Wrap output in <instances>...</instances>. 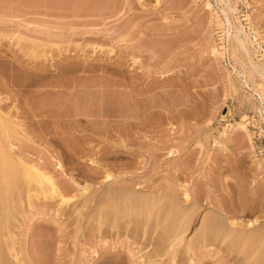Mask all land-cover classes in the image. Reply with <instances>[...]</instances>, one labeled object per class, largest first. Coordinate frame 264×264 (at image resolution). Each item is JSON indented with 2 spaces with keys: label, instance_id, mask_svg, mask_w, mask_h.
I'll return each mask as SVG.
<instances>
[{
  "label": "rangeland",
  "instance_id": "1",
  "mask_svg": "<svg viewBox=\"0 0 264 264\" xmlns=\"http://www.w3.org/2000/svg\"><path fill=\"white\" fill-rule=\"evenodd\" d=\"M0 119V264H264V0H0Z\"/></svg>",
  "mask_w": 264,
  "mask_h": 264
},
{
  "label": "bare ground",
  "instance_id": "2",
  "mask_svg": "<svg viewBox=\"0 0 264 264\" xmlns=\"http://www.w3.org/2000/svg\"><path fill=\"white\" fill-rule=\"evenodd\" d=\"M1 119L6 123L4 126L7 127V126L9 125V124L7 125L8 122H7L4 118H2V117H1ZM1 119H0V133L3 134V136H5V134L8 136V134H9L10 131L7 132L8 134L5 133V132L8 131V130L10 129V127L8 126V128H6V127L2 126L4 122H3ZM240 126H241V125H240L239 123H237L236 125H233L232 127L228 126V127H226V128L224 129V131L222 132V135L226 137V136L229 135L228 132H227L228 130L232 133L233 131H235L236 129H238V127H240ZM241 127H242V126H241ZM241 127H240V128H241ZM3 128H6V129H8V130L4 129V130L2 131ZM1 131L4 132L5 134L2 133ZM1 136H2V135H1ZM1 136H0V139H2V141H3V137L1 138ZM4 139H5V138H4ZM4 141H5V140H4ZM2 143H3V142H2ZM2 143L0 142V144H2ZM2 145H3V144H2ZM0 146H1V145H0ZM1 147H3V146H1ZM1 147H0V150L2 149ZM3 150H4V149H3ZM7 154L9 155V153H7L6 151H5V152H4V151H0V163H1V164H0V174H1L0 177L3 178L2 180H1V178H0V180H1V181H0V183H1V184H0V202H1V206H0V208L3 207L4 204H5L4 206H6V205H13L14 201H15L16 198H17V197H16V193H19V192L21 191V189H18L17 192L13 191V190H14L13 188H15V190H16V187H17L19 184H18L17 186H16V185H15V186L13 185V188L11 187L12 184H13V180H15V178H16L17 176H18L17 179H19V180L16 179V182H14V183H16V184H17L18 181H19V183H21V181H20L21 179L19 178V176L22 175V176H21L22 179H23V177L26 178V179H24V180L22 181V184L25 183V184H24L25 186H26L27 182H28L27 185H28L30 188H32L33 186H34V188H35V184H36V185H38V188H39V186H40L42 189H44V188L46 187V190H47V188H48V186H49V188L51 187V188H50V189H51V190H50L51 193H53V194H51L50 196L55 195L54 193H56V192L58 193V191H59V190L57 189L58 187H57V188L55 187V185H54V180H53V178L51 179V178L49 177L50 175L48 176V174H46V173H45V174H46V175H45V174H43L44 172L41 173V171H40V170L38 171V170H37V167H34V165H32L33 167H28L29 164L27 165V163H26V164L24 163L25 165L22 166L23 162H21V165H20V163H19V165L22 166L23 168L20 167L19 170H22V172L24 171V172H23V173H24V176H23V173L21 174V171H19L18 169H17V170L15 169V168L19 167L18 163L15 164V161H16V160H14V158L12 159V156H11V158H9L10 156H8ZM10 159H11V160H10ZM12 160H13V161H12ZM1 161H2V162H1ZM11 162H12V163L14 162L13 164H14L15 168H14L13 164H12L13 167L10 166V165H11ZM8 164H9V165H8ZM26 165H27V166H26ZM25 166H26V167H25ZM7 168L9 169V171H8L9 173L6 174L7 177H5V176L2 175V174H3L4 172L7 173V171H6V170H8ZM12 168H13V170H12ZM35 168H36V169H35ZM14 170H15V171H14ZM16 171H17V172H16ZM14 172H15V173H14ZM18 172H19V173H18ZM12 173H14V174H12ZM16 173H18V174H16ZM11 174H12V175H11ZM15 174H16V176H15ZM19 174H21V175H19ZM13 175L15 176L14 179L11 178V176L13 177ZM3 176H4L5 178H4ZM3 180H5L4 183H6V185L3 184V182H2ZM10 180H12V181L10 182ZM25 180H26L27 182H26ZM52 180H53V181H52ZM10 183H11V184H10ZM29 183H32V184L30 185ZM34 183H35V184H34ZM22 184H20V186H19L20 188H21V187H24ZM45 184H46L47 186H46ZM2 185H3V186H2ZM9 185H10V186H9ZM32 185H33V186H32ZM10 187L12 188L11 190L9 189ZM29 187L26 186V188H29ZM43 187H44V188H43ZM24 188H25V187H24ZM30 188H29V190H30ZM49 188H48V190H49ZM22 189H23V188H22ZM36 189H37V188H36ZM39 189H40V188H39ZM56 189H57V190H56ZM19 190H20V191H19ZM48 190H47V191H48ZM8 191H10V194H12V193L15 192V193H14V194H15V197H16L15 200H13V197H12V195H14V194H12V195L10 196V197L12 198V199H11V198H10V199L13 200V202L11 201L12 203L10 202L11 204H8L9 201H8V203H7V200H8L9 195H10V194L8 195ZM11 191H12V192H11ZM18 191H19V192H18ZM27 191H28V189H27ZM31 191H32V190H31ZM38 191H39V190H38ZM40 191H41V189H40ZM50 191H48V192H50ZM28 192H29V191H28ZM36 192H37V191H36ZM44 192H45V191H43L42 193H44ZM42 193H41V194H42ZM57 193H56V194H57ZM46 194H49V193H46V192H45V195H46ZM60 194H62V193H60ZM42 195H43V194H42ZM62 195H63V194H62ZM29 196H30V195H28V197H29ZM57 196H58V195H57ZM7 197H8V198H7ZM43 197H46V196L43 195ZM59 197L61 198V197H64V196H61V195H60ZM64 198H65V197H64ZM64 198H62V199H64ZM186 198L188 199V195H186ZM67 199H69V198H67ZM64 200H65V199H64ZM65 201H66V200H65ZM68 201H69V200H68ZM63 202H64V201H63ZM66 202H67V201H66ZM2 203H3V204H2ZM6 207H7V208H6ZM6 207H3V209H6V210H7V209L9 208L8 206H6ZM11 208H12V207H11ZM11 208H10V209H11ZM174 208H177V209H178L177 204H176V207H174ZM1 209H2V208H1ZM3 209L1 210L2 212L5 211V213L9 214V212H6V210L3 211ZM1 211H0V215H1V213H2ZM7 211H8V210H7ZM5 213H3V215H5ZM10 213H12V212H10ZM6 216H8V215H5V218H4V217L1 215V217H0V221H1L2 217H3V221H4V220L6 219ZM12 216H13V215H12ZM10 218H11V217H10V214H9V219H10ZM9 219H8V221H9ZM6 220H7V219H6ZM1 222H2V221H1ZM1 222H0V224H1ZM237 222H238V221H234V220L230 221V223L232 224V226H233V225H237ZM2 223H3V222H2ZM254 223H255V222H253V221L249 222V223L247 224V227H252V226H254V225H255ZM4 224L6 225V227L4 226ZM2 225H3L4 227H0V230H1V228H3V229L6 228V230H9V229L7 228L8 223H7L6 221H4V223L1 224V226H2ZM256 225H257V224H256ZM254 227H255V226H254ZM252 228H253V227H252ZM255 228H256V227H255ZM258 228H259V227H258ZM3 229H2L1 232H3ZM245 230H246V229H245ZM252 230H253V229H252ZM246 231H247V230H246ZM250 231H251V230H250ZM257 231H259V230H257ZM257 231L255 232L256 235H254V233H253V235L255 236V240H256V237H257L258 235L262 234V233H261L262 229H261V231H259L260 233H257ZM4 232H5V231H4ZM6 232H7V231H6ZM241 232L244 233V230L241 231ZM251 232H252V231H251ZM253 232H254V230H253ZM238 233H240V232H238ZM247 233H249V232L247 231ZM1 234H2V233H1ZM1 234H0V235H1ZM5 234H6V233H5ZM241 234H242V233H241ZM244 235H245V234H244ZM250 235H252V234H250ZM1 236H2V235H1ZM1 236H0V237H1ZM3 236H4V235H3ZM3 236H2V237H3ZM237 236H238V235H237ZM248 236H249V235L247 234L246 237L248 238ZM261 236H262V235H261ZM261 236H260V237H261ZM244 237H245V236H244ZM246 237H245V238H246ZM249 237H250V236H249ZM258 238H259V237H258ZM239 239H240V238H239ZM248 239H249V238H248ZM248 239H247V240H248ZM250 239H251V237H250ZM253 239H254V238H253ZM242 241H243V240H242ZM249 241H250V240H249ZM250 242H253V240L250 241ZM172 246H173V245L171 244V248H172ZM171 248H170V249H171ZM168 250H169V249H168ZM168 250H167V252H170V250H169V251H168ZM0 254H1V253H0ZM1 257L4 258L3 255H0V258H1ZM2 260H3V259H2ZM2 262L6 263L4 260H3ZM2 262H1V263H2ZM4 263H2V264H4ZM6 264H7V263H6Z\"/></svg>",
  "mask_w": 264,
  "mask_h": 264
}]
</instances>
